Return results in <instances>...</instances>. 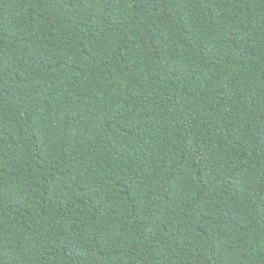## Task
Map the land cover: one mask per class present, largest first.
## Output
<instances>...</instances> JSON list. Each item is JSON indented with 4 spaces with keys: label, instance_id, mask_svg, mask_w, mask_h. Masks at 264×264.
<instances>
[{
    "label": "trees",
    "instance_id": "obj_1",
    "mask_svg": "<svg viewBox=\"0 0 264 264\" xmlns=\"http://www.w3.org/2000/svg\"><path fill=\"white\" fill-rule=\"evenodd\" d=\"M0 264H264V0H0Z\"/></svg>",
    "mask_w": 264,
    "mask_h": 264
}]
</instances>
